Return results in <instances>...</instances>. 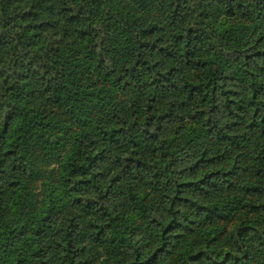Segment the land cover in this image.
<instances>
[{"label": "trees", "instance_id": "1", "mask_svg": "<svg viewBox=\"0 0 264 264\" xmlns=\"http://www.w3.org/2000/svg\"><path fill=\"white\" fill-rule=\"evenodd\" d=\"M0 264H264V0H0Z\"/></svg>", "mask_w": 264, "mask_h": 264}, {"label": "rangeland", "instance_id": "2", "mask_svg": "<svg viewBox=\"0 0 264 264\" xmlns=\"http://www.w3.org/2000/svg\"><path fill=\"white\" fill-rule=\"evenodd\" d=\"M58 161H53L49 164L42 165L40 167V170H42L41 174L39 175L38 181L35 183L37 187V191L41 193L43 184L48 179V176L51 174L52 171L56 170L58 168Z\"/></svg>", "mask_w": 264, "mask_h": 264}]
</instances>
